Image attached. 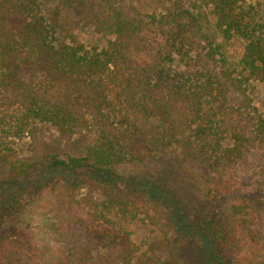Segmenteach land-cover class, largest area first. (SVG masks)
<instances>
[{
    "label": "trees",
    "instance_id": "obj_1",
    "mask_svg": "<svg viewBox=\"0 0 264 264\" xmlns=\"http://www.w3.org/2000/svg\"><path fill=\"white\" fill-rule=\"evenodd\" d=\"M43 1L0 0V167L7 166L0 189L28 177L34 166L17 155L14 138L48 124L61 134L91 138L82 155H49L44 167H88L116 175L123 164L143 163L180 146L200 162L205 177L209 168L218 174L206 200L219 202L232 192L228 172L246 165L242 156H249L256 137L264 134V119L255 108L249 114L257 119L251 135H243L240 127L236 132L238 125L229 117L234 108L228 105L237 85L244 86L239 94L250 107L251 82H264V0H173L163 11L144 16L110 13L102 23L115 38L102 48L60 36L61 13L77 0H58L52 15L43 12ZM237 121L248 127L241 115ZM228 136L232 146L225 145ZM79 182L59 186L64 211L54 210L66 224L60 233L55 229L60 239H50L55 247L44 252L32 239L1 237L5 215L18 222L30 218L24 192L1 199L0 264L128 260L123 247L99 239L105 235L89 225L112 222L114 215L134 218L140 206L116 186L88 178L81 188L90 209L81 217L74 209L81 201L75 193ZM139 192L156 200L147 188ZM243 198L260 208L249 196ZM245 207L234 204L232 214L207 212L190 220L209 240V264H264V237L257 230L264 227V215L252 229ZM52 217L45 214L48 223ZM177 260L171 255L165 264Z\"/></svg>",
    "mask_w": 264,
    "mask_h": 264
},
{
    "label": "rangeland",
    "instance_id": "obj_2",
    "mask_svg": "<svg viewBox=\"0 0 264 264\" xmlns=\"http://www.w3.org/2000/svg\"><path fill=\"white\" fill-rule=\"evenodd\" d=\"M171 1L173 0H77L72 7H66L61 13L60 36L66 41L75 38L86 45L102 48L115 38L102 23L107 14L120 12L128 17L144 16L163 11ZM57 2L58 0H44L43 12L52 15ZM243 87L236 85L232 88L228 105L234 108L229 117L235 119L238 125L236 132L240 131V127L246 136L251 135L253 124L257 120L249 115L253 108L264 119V82H251L248 88L249 96L252 97L250 107H247L245 96L239 94ZM239 115L242 125L248 127L238 124ZM229 122L232 126L235 125V122ZM90 138L89 134H61L48 124H38V131L34 134L27 133L21 138H14L13 146L17 155L28 158L34 166L28 177L0 189V202L11 192H24L25 214L28 212L30 218H23L22 222H18L10 215H5L1 237L8 241L32 239L34 247L43 248V252L45 247H55L50 239H60L58 233L61 231L58 230H62L66 224L61 219L64 210L58 199L61 197L59 192L64 189L59 186L80 181L81 185L77 186L75 193L81 201L74 209L84 217L90 208L86 200H83L85 190L81 187L88 178L116 186L128 193L130 199L140 206L134 218L114 215L112 222L100 221L89 225L97 234L105 235L98 237L99 239H111L112 245L125 249L128 260L124 264H165L171 255L178 259V264H209V240L200 230L189 225L190 220L204 218L207 212H214L217 216L232 214L234 204H245L244 213L254 222L251 226L254 229L264 215V134L258 135L254 140L250 147L252 153L242 156L246 165L239 164L228 172L231 188L234 189L219 202L218 199L208 200L212 194L209 190L215 187L218 174L209 168V174L205 177L200 162L180 146L168 149L143 163L123 164L118 167L116 175H99L88 167L69 171L62 167L42 165L49 155H59L62 158L82 155ZM229 139L228 136L225 140L226 146H232L233 140ZM6 176L7 166L0 167V182ZM82 180L84 181L81 182ZM241 183L249 184L243 188ZM141 187L156 195V200L151 199L148 193H140ZM246 195L260 208L248 198H243ZM54 208L62 212L58 214ZM48 213L53 216L49 223L45 220V214ZM244 213L238 214L243 216ZM168 221L173 223L172 226H168ZM55 229L57 236L54 234ZM257 230L264 237V227L259 225Z\"/></svg>",
    "mask_w": 264,
    "mask_h": 264
}]
</instances>
